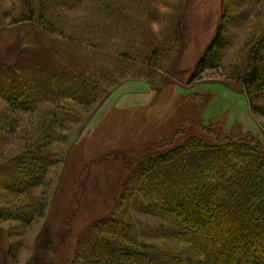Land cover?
Segmentation results:
<instances>
[{
    "label": "trees",
    "instance_id": "16d2710c",
    "mask_svg": "<svg viewBox=\"0 0 264 264\" xmlns=\"http://www.w3.org/2000/svg\"><path fill=\"white\" fill-rule=\"evenodd\" d=\"M14 1V22L27 25L33 39L20 42L15 62L0 64V99L31 117L50 106L37 124L24 127V150L0 165V195L28 198L0 207V220L22 227L45 209L49 175L62 162L54 145H63L68 137L62 132L76 123L68 102L100 103L123 82L150 80L169 68L178 53L180 16H160L157 0ZM178 1L175 12L184 2ZM160 19L167 24L157 39L150 28ZM257 26L238 53L245 67L237 81L249 110L264 117V21ZM232 44L219 26L196 71L217 68ZM40 50L51 52L47 62L38 60ZM196 126L204 134L182 126L167 145L131 159L122 154L130 173L114 208L119 213L90 225L71 264H264V149L251 138H220ZM131 207L168 222L169 237L188 250L145 241L158 229L138 228L128 216ZM2 249L0 242V264H6Z\"/></svg>",
    "mask_w": 264,
    "mask_h": 264
},
{
    "label": "rangeland",
    "instance_id": "374dc122",
    "mask_svg": "<svg viewBox=\"0 0 264 264\" xmlns=\"http://www.w3.org/2000/svg\"><path fill=\"white\" fill-rule=\"evenodd\" d=\"M178 3H153L160 16H180L174 30L178 53L171 58L169 68L150 80L123 82L100 103L84 107L68 102L76 123L62 132L68 137L66 142L54 145L62 162L51 171L47 191L39 190L38 195L46 194L44 211L28 226L0 220L6 264H71L78 240L90 225L119 213L114 208L130 173L122 156L131 159L149 152L152 146L167 145L182 126L193 125L192 132L198 134L204 133L196 125L212 128L220 138H251L264 149V117L249 110L237 81L245 67V56L238 53L250 32L264 21V0H184L175 12ZM16 5L14 0H0V64L15 62L20 42L33 39L27 25L14 22ZM224 16L230 19L229 24L223 21ZM166 24L164 19L152 22L154 37L162 39ZM221 25L227 28L231 48L224 52L217 68L196 71ZM40 51L37 59L47 62L51 52ZM49 109V105L41 106L32 118L8 108L0 99V165L24 150L28 142L24 127L37 124ZM26 201L28 198L0 195L2 208ZM129 213L141 230L158 229L156 237L147 234L145 241L166 251L188 250L169 237L168 222L141 213L139 208L131 207Z\"/></svg>",
    "mask_w": 264,
    "mask_h": 264
}]
</instances>
